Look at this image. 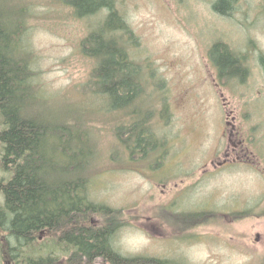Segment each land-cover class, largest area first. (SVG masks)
Here are the masks:
<instances>
[{
	"label": "rangeland",
	"instance_id": "rangeland-1",
	"mask_svg": "<svg viewBox=\"0 0 264 264\" xmlns=\"http://www.w3.org/2000/svg\"><path fill=\"white\" fill-rule=\"evenodd\" d=\"M214 1L118 0L137 38L131 56L148 70L144 98L129 108L142 110L133 119L137 130L150 117L161 144L151 151L155 141L147 138L149 154L131 158L119 145L113 114L86 94L95 61L81 40L96 20L77 19L52 0L31 6L25 44L48 101L43 113L61 121L81 117L91 128L90 196L123 213L113 246L124 256L264 264V0H230L227 14L214 11ZM217 41L243 58L244 79L219 74L210 56ZM67 124L57 137L67 150L60 157L62 167L75 169L82 159L73 148L79 129ZM8 177L0 168V179ZM102 219L95 214L91 221ZM2 237L0 264H12L1 252ZM47 238L39 239L45 254Z\"/></svg>",
	"mask_w": 264,
	"mask_h": 264
},
{
	"label": "trees",
	"instance_id": "trees-1",
	"mask_svg": "<svg viewBox=\"0 0 264 264\" xmlns=\"http://www.w3.org/2000/svg\"><path fill=\"white\" fill-rule=\"evenodd\" d=\"M33 1L0 0V168L9 174L0 179L4 258L12 264H171L155 257L124 256L114 248L113 236L124 225L123 213L91 199V166L96 153L91 128L81 117L61 121L43 113L48 101L38 89L32 53L25 44ZM52 1L67 6L77 19L96 20L81 40L83 53L95 61L85 90L96 96L104 113L114 115L110 116L117 121L120 147L130 158L146 156L147 138H152L155 145L151 151H156L161 144L150 117L142 119L137 130L133 119L142 110L129 108L144 98V70H148L131 56L130 48L137 38L118 0ZM229 1L215 0L212 8L227 14L233 5H223L228 6ZM210 56L221 76H247L243 58L226 42L217 41ZM260 63L264 67V57ZM68 121L79 129L73 148L82 159L75 169L62 167L60 153L67 150H60L57 140L70 129ZM95 214L103 216L101 224L92 223ZM42 234L49 237L46 254L40 247Z\"/></svg>",
	"mask_w": 264,
	"mask_h": 264
},
{
	"label": "flooded vegetation",
	"instance_id": "flooded-vegetation-1",
	"mask_svg": "<svg viewBox=\"0 0 264 264\" xmlns=\"http://www.w3.org/2000/svg\"><path fill=\"white\" fill-rule=\"evenodd\" d=\"M260 68H261V72H262V75H263V77H264V67H263V65L260 63ZM254 132V131H253Z\"/></svg>",
	"mask_w": 264,
	"mask_h": 264
},
{
	"label": "bare ground",
	"instance_id": "bare-ground-1",
	"mask_svg": "<svg viewBox=\"0 0 264 264\" xmlns=\"http://www.w3.org/2000/svg\"><path fill=\"white\" fill-rule=\"evenodd\" d=\"M76 220V219H75ZM41 240V239H40ZM11 262V261H10Z\"/></svg>",
	"mask_w": 264,
	"mask_h": 264
}]
</instances>
